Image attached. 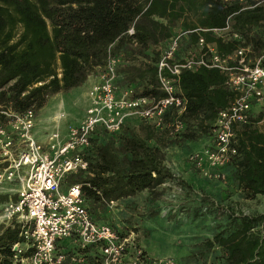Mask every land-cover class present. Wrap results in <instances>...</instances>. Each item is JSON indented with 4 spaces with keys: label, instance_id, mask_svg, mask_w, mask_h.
<instances>
[{
    "label": "trees",
    "instance_id": "obj_1",
    "mask_svg": "<svg viewBox=\"0 0 264 264\" xmlns=\"http://www.w3.org/2000/svg\"><path fill=\"white\" fill-rule=\"evenodd\" d=\"M188 12L195 14V23L186 22ZM177 20L182 23L180 39L186 37L195 44L201 37L219 54L230 53L240 43L223 39L213 30L227 21L240 34L242 45H249L252 51L264 48L258 33V26L264 23V4L249 6L237 0H0V106L38 111L50 96L80 86L89 74L102 68L108 56L117 54L128 60L120 69L124 87H131L135 95L157 98L162 93L157 88L155 62ZM130 27L133 32L128 34ZM224 80L216 68L179 72L176 87L185 101L184 110L178 116L174 110L167 111L163 119L168 124L182 123L180 139L194 140L208 129L210 133L217 111L234 97ZM261 117L258 114L256 119ZM253 121L250 118L235 128L236 154L227 164L244 199L264 196V132ZM139 129L142 134L126 125L113 134L97 129L85 151L87 168L64 177L66 184H80L84 205L96 222H103L98 221L100 209L109 201L142 190L154 197L159 185L174 178L164 164L162 150L168 143L167 126L155 130L140 122ZM5 198L0 195V200ZM19 233L16 221L0 225V264H22L13 248L23 240ZM205 245L220 249L222 264H264V211L228 215L227 225L206 239ZM77 251L82 257L79 264H100L95 247ZM30 254L28 249L19 256ZM63 264L78 263L66 257Z\"/></svg>",
    "mask_w": 264,
    "mask_h": 264
},
{
    "label": "built area",
    "instance_id": "obj_2",
    "mask_svg": "<svg viewBox=\"0 0 264 264\" xmlns=\"http://www.w3.org/2000/svg\"><path fill=\"white\" fill-rule=\"evenodd\" d=\"M237 1L249 6L264 4V0ZM213 30L223 39L240 43L230 53L219 54L213 44L199 37L195 51L178 56L182 33L168 37L155 62L157 88L162 93L157 98L135 95L131 87L118 90L114 82L116 57L108 56L86 91L88 104L82 117L67 125L63 135L59 130V120L66 116L63 111L41 140L35 135L37 117L32 107L18 111L10 105L0 106V194H10L0 202V221L20 224L23 240L13 246L20 263L63 264L68 257L79 264L82 257L77 250L95 247L100 264H171L170 259L150 258L136 248L131 232L122 234L105 222L92 220L80 184H66L64 177L87 168L85 151L97 129L113 134L137 120L155 130L169 125L170 130L179 132V120L168 124L163 119L167 111L174 110L178 116L184 110L185 101L177 93L178 74L182 69L204 67L219 70L234 97L214 117L212 144L189 159L195 167L211 168L215 177L223 178L220 168L236 154L235 128L248 123L251 105L263 96L264 48L252 51L249 45H242L240 34L231 30L228 21ZM132 32L131 27L127 29L128 34ZM258 33L264 40V23L258 26ZM28 249L29 256H19ZM69 249L75 252L68 256L65 252Z\"/></svg>",
    "mask_w": 264,
    "mask_h": 264
},
{
    "label": "rangeland",
    "instance_id": "obj_3",
    "mask_svg": "<svg viewBox=\"0 0 264 264\" xmlns=\"http://www.w3.org/2000/svg\"><path fill=\"white\" fill-rule=\"evenodd\" d=\"M184 17L187 23L196 21L193 12L186 13ZM170 27L173 34H177L182 29V23L177 20ZM184 40L186 41V37H183ZM186 49L188 48L184 47L178 56L195 50ZM115 57L116 88L122 90L125 87L120 69L128 60L122 54ZM255 103L251 105V118L254 119V125L264 132V89L261 101ZM54 110L55 114L48 116L51 121L48 124L50 129H53L59 111L66 114L59 122L71 116L68 110L52 106L41 112V121L46 117L43 115L52 114ZM258 114H262L260 119H256ZM140 122L131 125L132 130L138 134H142ZM167 128L165 141L168 143L162 150L166 154L169 146L175 151L178 149L183 158L177 163L179 175H174L173 179L159 185L154 197L142 190L133 196L108 202L104 209H100L101 218L98 221L109 223L122 234L131 232L136 248H140L150 258L170 259L171 264H222L220 249L217 246L207 247L205 240L227 225L230 214L251 215L264 211V197L244 199L240 193H236L229 165L220 168L223 178H218L213 175L211 168H197L190 162L189 156L205 147L210 135L209 129L194 140H182L178 131L170 130L169 125ZM182 175L187 181L180 177ZM2 194L6 198L10 195H0ZM0 225L5 223L0 221Z\"/></svg>",
    "mask_w": 264,
    "mask_h": 264
},
{
    "label": "crops",
    "instance_id": "obj_4",
    "mask_svg": "<svg viewBox=\"0 0 264 264\" xmlns=\"http://www.w3.org/2000/svg\"><path fill=\"white\" fill-rule=\"evenodd\" d=\"M171 32H172V30H171ZM166 40L162 41V45L160 46V49L163 48L164 43L166 42ZM184 47L190 49L189 51H191V49L194 50L195 44L191 43L188 40H186V41L184 40L183 41V37H182L180 39L179 44H178V53L180 51H182ZM188 49H186V50H188ZM187 52H185V53H187ZM96 73L97 72L95 71V72L89 74L87 76V78L85 79V81L80 86L69 90L65 94L62 93V92H58V93L50 96L48 101L46 102V104L43 107H41V109L36 111L37 123H36V127H35V135H36L37 139H41L42 140L45 137V134H44L45 130H50V128H51L48 125L51 122L48 118L51 115L53 116L56 111L54 110V113H52V114L46 113L45 115H43V116H46L43 119V121H41L40 114H41L42 111L48 110L52 106H57V107L64 108V109L68 110L69 111L68 112L69 115H71L70 118L68 116V119L59 122V130L61 132V135L64 134V131H65L67 125L75 124V123H77L80 120V118L83 115L84 108L88 104L86 90H87V88L89 87V85L91 83L96 81ZM74 100H75V102H74ZM73 102H74V104H72ZM46 119H48V120H46ZM135 122H137V120H131L128 124H126V127L127 128H132L131 125H133ZM206 141L207 142H206L205 146L211 145L212 144V136L209 135V137L207 138ZM166 146H167V144L164 147H166ZM167 149L165 148V150H167V153L166 154L164 153V164L167 166V168L171 171V173L173 175H179L178 174L179 173L178 172L179 168L177 166V163L179 164L180 159H183V158H182L181 154L179 153L178 149H177V151H175L173 148H171V146H169V148H167ZM169 161H170V163H169ZM182 168H183V165H182ZM180 177L182 179H184L185 181H187L185 176L182 175ZM235 189H236V193H239V191L236 188V186H235ZM257 196H262V195H256L255 197H257Z\"/></svg>",
    "mask_w": 264,
    "mask_h": 264
}]
</instances>
